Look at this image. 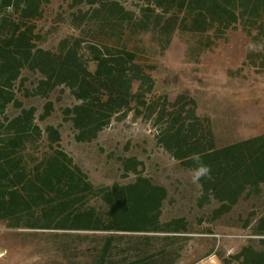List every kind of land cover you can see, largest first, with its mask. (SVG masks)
I'll return each mask as SVG.
<instances>
[{"label":"trees","instance_id":"obj_1","mask_svg":"<svg viewBox=\"0 0 264 264\" xmlns=\"http://www.w3.org/2000/svg\"><path fill=\"white\" fill-rule=\"evenodd\" d=\"M52 1L0 0V223L53 236V255L39 264H177L189 237L185 217L161 218L168 190L149 176L88 179L59 129L41 128L36 109L16 97L27 70L37 77L36 94L69 88L77 102L63 114L77 141L132 111L161 124L160 143L183 166L194 169L198 153L212 170L199 204H211L214 219L250 226L237 257L264 264V132L218 145L196 99L180 93L159 102L152 75L175 33L197 59L237 32L247 39L244 64L264 75V52L248 48L264 43V0H69L70 28L53 47L36 24ZM10 105L19 111L7 115Z\"/></svg>","mask_w":264,"mask_h":264},{"label":"rangeland","instance_id":"obj_2","mask_svg":"<svg viewBox=\"0 0 264 264\" xmlns=\"http://www.w3.org/2000/svg\"><path fill=\"white\" fill-rule=\"evenodd\" d=\"M69 3L52 1L36 23L45 46H55L68 32L76 10ZM246 46L247 39L237 32L192 59L187 43L175 33L164 53L154 58L152 75L154 94L160 95L158 101H163L161 95L170 100L180 93L194 97L197 113L209 116L218 145L264 132V75L244 64ZM36 78L33 72L24 70L16 97L26 107L36 109L35 122L41 128L51 124L59 129L61 146L92 183L127 182L139 172L167 188L161 218L185 217L189 228L177 264H243L237 253L252 236L251 227H245L241 219H214L212 205L199 204L201 187L189 179L193 169L183 166L162 146L160 123L155 125L130 111L113 119L94 139L77 141L63 114V108L77 100L63 85L45 96L36 94ZM137 86L138 81H134L133 88ZM18 111L10 105L6 112L12 115ZM0 118L5 121L4 115ZM132 166L135 171L128 169ZM52 237L44 229L13 228L0 223V264H39L50 259Z\"/></svg>","mask_w":264,"mask_h":264},{"label":"clouds","instance_id":"obj_3","mask_svg":"<svg viewBox=\"0 0 264 264\" xmlns=\"http://www.w3.org/2000/svg\"><path fill=\"white\" fill-rule=\"evenodd\" d=\"M249 51L251 52H264V43H250ZM192 160L196 164V167L191 171V175L189 177L190 182L194 185L200 186L202 180H211V167L202 162L201 157L198 153L192 154Z\"/></svg>","mask_w":264,"mask_h":264}]
</instances>
